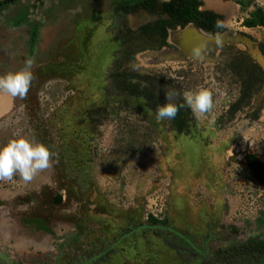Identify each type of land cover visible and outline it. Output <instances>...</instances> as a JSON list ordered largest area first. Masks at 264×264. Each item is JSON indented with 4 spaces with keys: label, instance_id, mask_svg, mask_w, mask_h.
Segmentation results:
<instances>
[{
    "label": "rangeland",
    "instance_id": "rangeland-1",
    "mask_svg": "<svg viewBox=\"0 0 264 264\" xmlns=\"http://www.w3.org/2000/svg\"><path fill=\"white\" fill-rule=\"evenodd\" d=\"M222 1L232 8L222 12L227 26L242 29L255 4L243 8L234 0ZM90 2L48 0L42 18L52 17L42 24L43 33L39 30V44L51 50L46 57L40 54L45 59L37 70L43 76L34 75L26 98L0 92V145L23 136L53 153V166L30 183L19 176L0 182V252L10 264H100L105 260L98 253L108 252V239L113 247L120 245L124 264H227L221 251L252 234L264 237V188L243 159L251 152L264 163V99L255 102L256 109L239 106L229 120L233 95L216 94L213 110L188 122L186 134L146 108L145 115L126 106L111 110L108 95L98 91L102 77H93L115 49L108 30L95 32L106 24L109 9L102 10L106 0ZM67 24H73L71 29ZM56 31L67 35L58 37ZM246 31L264 41L263 28ZM26 38L27 31H12L4 48L14 57L9 44L25 52ZM88 109L92 119L80 121ZM220 117L223 121L215 125ZM63 161L69 171L80 167V172L65 174ZM129 212L137 217L133 231L123 219ZM153 213L167 220L162 228L189 234L195 251L180 250L188 246L178 238L179 250L164 247V230L146 219Z\"/></svg>",
    "mask_w": 264,
    "mask_h": 264
},
{
    "label": "flooded vegetation",
    "instance_id": "flooded-vegetation-1",
    "mask_svg": "<svg viewBox=\"0 0 264 264\" xmlns=\"http://www.w3.org/2000/svg\"><path fill=\"white\" fill-rule=\"evenodd\" d=\"M90 1L88 5L92 6L94 0ZM116 1L106 0L105 5L102 7V10H105L104 8L109 9L106 24L101 27L97 26L95 29V32L99 34H103V31L108 30L111 39L115 40V49L109 53L107 59L99 62L101 72L93 76L94 78L102 77V83L98 84V91L102 90L103 95H108L107 98L109 99L106 103L110 105L111 110L116 111L119 107L126 106L136 110L134 111L135 115H145L144 108H146L150 115H154L158 105L165 102V89L174 90L179 94L176 97V102L179 104L183 103L182 93L188 90L208 89L212 91L213 98L216 97V94L233 95V101L230 102L226 110L229 115L239 106L241 108L247 106L256 109L255 102L259 98L264 99V65L252 54L253 49H258L264 62V41L252 38L249 32L246 31V29L251 28L243 25H241L242 29L232 31L227 26L223 14L227 12L220 8L216 9L207 4L205 0H201L202 4L199 9H208L223 15L221 29L211 32L196 26L192 22L182 24L178 19H173L170 12L164 10L163 5L172 0H152V3L151 0H144L143 5L131 0L129 3H126L127 0ZM47 2L48 0H16L14 3H8L0 9L1 76L22 69L25 60L29 57L34 60L32 71L34 75H37L36 79L43 76V72L40 69L37 70L42 61L41 59H45L40 54L44 53L46 57L51 52L48 47L39 44L41 35L39 30L42 29L43 33L44 25L42 27V24H46L45 22L52 17L50 14L42 18V13L49 11V9L47 10ZM38 3L43 6L40 8L42 11H37L39 8ZM205 4L210 8H205ZM59 12L61 11L59 10ZM62 12L66 15L65 11ZM72 13L74 15L78 14L79 9L76 12L72 10ZM103 22L104 20H101L98 24ZM73 24H67V27L71 29L70 26H73ZM34 27L37 30L34 40L30 43ZM12 31L14 33L17 31L26 33L27 31V38L24 42L26 44L24 47L25 52L17 45L9 44L11 47L9 48L10 52L12 49L14 50L11 52L14 57L4 48ZM61 31H56L58 37L67 35V33L64 34ZM88 34L90 35V33ZM245 37L250 39V44L243 40ZM56 40L58 38L53 40L52 44H49L50 49L53 48ZM197 50L201 52L203 59L194 56V52ZM13 66H16V68L13 69ZM259 109L258 105V111ZM101 110L102 108H100ZM87 112L88 115L81 116L80 121L88 122V118H91V112L89 109ZM179 113H181L180 118L184 121L181 132L183 134L189 133L187 124L192 120L196 121V117L187 108H182ZM178 116L179 114L174 120L167 122L170 129L175 128L180 131L177 126ZM231 116H229V120L233 119ZM225 117L223 116L224 120ZM220 118L216 119L215 125H219L223 121ZM228 124L226 123V126ZM150 126L154 128L153 124H150ZM89 137L86 138L85 133V139L88 143H90ZM90 147L92 149V146ZM88 149L89 146L86 147V150ZM87 153H82L85 162L88 157ZM62 166L63 172H66L65 174L80 172V167H74L73 170L69 171L65 161L62 162ZM153 216L158 217L154 213ZM126 218L129 220V225L132 226L128 228L129 231H133L137 217L129 212L123 217V219ZM146 219L148 220V216ZM42 226L44 228L49 227H45L43 224ZM104 228L105 231L109 230L107 224ZM169 229V226L166 227L160 238L164 247L172 248L173 251H175V248L179 250L180 247L176 243L178 238L181 242L183 241L182 244L188 246V248L181 247L180 250L195 251L196 248L192 245L193 242L189 243V234L188 236L184 233L180 235L179 232H173ZM118 231L116 230V232ZM121 233L123 234V232H119V234ZM124 235H127V233H124ZM105 244H107L105 247H107L106 251L108 252L98 253L99 256H104L105 263H102V261L99 263L117 264L116 262L119 260V264H124L120 258L123 257V253L118 248L120 245L113 247L114 242H109L108 239ZM239 261L240 259H238V263ZM201 263L205 264L207 260H202ZM0 264H10L6 254L4 255L1 252Z\"/></svg>",
    "mask_w": 264,
    "mask_h": 264
},
{
    "label": "clouds",
    "instance_id": "clouds-1",
    "mask_svg": "<svg viewBox=\"0 0 264 264\" xmlns=\"http://www.w3.org/2000/svg\"><path fill=\"white\" fill-rule=\"evenodd\" d=\"M222 26V25H218ZM194 56L203 59L199 50ZM33 58L25 60L24 67L16 72L0 76V92L13 98H26L34 80L32 71ZM179 94L174 90L165 89V102L155 109V118L160 122L174 120L182 108L190 109L194 116L200 117L213 110V93L208 89L188 90L182 93L183 103L176 102ZM214 122V121H213ZM53 166V153L43 143L20 136L0 145V182H15L19 178L30 183L40 172Z\"/></svg>",
    "mask_w": 264,
    "mask_h": 264
},
{
    "label": "trees",
    "instance_id": "trees-1",
    "mask_svg": "<svg viewBox=\"0 0 264 264\" xmlns=\"http://www.w3.org/2000/svg\"><path fill=\"white\" fill-rule=\"evenodd\" d=\"M15 1L16 0H0V9L6 4L14 3ZM129 1L130 0H127L126 3H129ZM131 1H134L135 3L137 2L139 5H143L144 2V0ZM234 1L237 4H240L243 8H245L248 4H255V8L243 18L241 25L248 28L261 27L264 29V6L256 5L254 0ZM201 4V0H172L171 2L164 3L163 5L165 8L164 10L169 11L172 18L178 19L182 24L192 22L196 26L211 32L221 29V26L218 27V25H221L223 15L212 10L199 9ZM32 30L30 43L34 40V35L37 28L34 27ZM180 115L181 113H179V120L177 121L179 130H181L184 124V121L180 118ZM243 159L255 181L264 188V163L262 160L251 152L245 153L243 155ZM56 201L59 202L60 198H56ZM147 221L151 226L160 229L163 226L165 227L167 224L166 219L159 220L152 214L148 215ZM164 229L166 228H162V230ZM221 252L224 253L223 256L227 257V264H249V261L254 263L256 262L255 264H264V237L258 234H252L246 237L245 240H243V242L239 243L238 245H234L230 249L223 250ZM238 259H240L239 263Z\"/></svg>",
    "mask_w": 264,
    "mask_h": 264
},
{
    "label": "bare ground",
    "instance_id": "bare-ground-1",
    "mask_svg": "<svg viewBox=\"0 0 264 264\" xmlns=\"http://www.w3.org/2000/svg\"><path fill=\"white\" fill-rule=\"evenodd\" d=\"M220 1H222V0H208L209 4H211V6L215 7L216 9H219L220 8L223 11H225L227 13H230L231 10H232V8L230 6H227L228 3H226V2L224 3L223 1L222 2H220ZM1 100H2L1 102H2V105H3L5 103L4 98L1 97ZM1 108L2 107L0 106V109Z\"/></svg>",
    "mask_w": 264,
    "mask_h": 264
},
{
    "label": "water",
    "instance_id": "water-1",
    "mask_svg": "<svg viewBox=\"0 0 264 264\" xmlns=\"http://www.w3.org/2000/svg\"><path fill=\"white\" fill-rule=\"evenodd\" d=\"M254 2H256L257 4H259L260 6H264V0H254ZM248 44H250L249 41H247ZM252 54L257 58L259 59V61H261L264 65V62H263V58H262V55L260 54L259 50L256 49V50H252Z\"/></svg>",
    "mask_w": 264,
    "mask_h": 264
}]
</instances>
